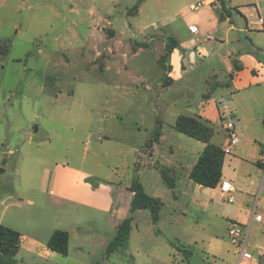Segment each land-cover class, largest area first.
Wrapping results in <instances>:
<instances>
[{"label": "rangeland", "instance_id": "obj_1", "mask_svg": "<svg viewBox=\"0 0 264 264\" xmlns=\"http://www.w3.org/2000/svg\"><path fill=\"white\" fill-rule=\"evenodd\" d=\"M138 1L0 0V40L5 39L0 42V168L4 169L0 173V224L41 246H46L54 231L70 235L68 258L58 254L39 258L19 248L10 261L237 264L239 252L227 232L228 227L236 225L247 232L248 249L257 263L264 264V226L254 223L249 227L256 204L258 212H264V169L255 196L235 193L232 204L217 190L190 181L183 170H170L167 160L178 156V162H191L203 151L204 144L174 129L175 115H190L182 111L181 104L166 109L163 103L155 105L158 99L153 94L158 96L160 92L156 81L160 75L159 53L144 50L134 56L133 41H128V37L133 40L128 23L134 27L148 20L162 26L164 20L177 16L188 0L142 3L135 21L128 18L127 11ZM237 2L244 0H234ZM135 15L130 13L131 17ZM229 17L244 23L234 9ZM162 27L164 32L154 34L168 33L167 27ZM113 29L119 33L114 39ZM142 40L137 37L138 42ZM110 50L115 54L111 56ZM147 83L150 88L145 90L143 85ZM157 129L163 133L164 142L149 147ZM144 142L141 153L147 159L139 156ZM169 146L187 153L171 157ZM245 148L251 150L248 145ZM4 154L8 156L2 166ZM55 163L81 165L109 181L120 178L131 184L138 180L147 195L162 203L158 225L153 228L149 210L144 211L146 219L145 215L140 218L139 233L133 232L129 244L104 261L108 244H101L109 238L107 235L116 234L109 233L104 216L93 212L87 215L46 193L44 177ZM138 164L144 166L140 179L135 174ZM158 167L169 171L175 182L173 191L160 173L155 177ZM252 170L241 163L236 171L240 177H249ZM75 212L78 216L71 218ZM88 217L99 219V247L82 258L76 247L92 227ZM178 246L190 250L192 257H183L175 250Z\"/></svg>", "mask_w": 264, "mask_h": 264}, {"label": "crops", "instance_id": "obj_2", "mask_svg": "<svg viewBox=\"0 0 264 264\" xmlns=\"http://www.w3.org/2000/svg\"><path fill=\"white\" fill-rule=\"evenodd\" d=\"M149 1L145 0L143 4ZM226 2L224 0V7L227 10L234 9L244 23L238 21V18L231 19L229 14L222 12V4L217 0H188L177 11V16L161 23L162 26L167 27L166 32L168 33L154 34L158 31L164 32L163 27L155 22L149 23L148 20L147 22L141 20L135 23L134 27L128 23V29L133 36V40L128 37V41L130 44L133 41L134 56H139L144 50L159 53L160 75L157 76L156 81L160 92L158 96L157 93L153 94V97L158 99V103L155 102L156 107L162 103L165 109L169 105L181 104L182 111L190 114L175 115V123L179 116L200 119L213 129L211 144L223 150L227 143L226 132L223 128V108L227 107L231 112L239 141L230 152H225L221 180L212 190L219 192L221 182H230L234 188L231 194L234 201L235 193L245 194L247 197L255 196L264 169V31L256 25L257 15L264 14V0H244V2L237 3H234V0H228L227 7ZM142 6H139L137 16H128V18L136 21L142 12ZM191 6L195 9L191 10ZM113 31L115 33L112 39L119 35L115 29ZM138 36L142 37L141 42L137 41ZM170 39L176 42V46L163 60L165 45ZM6 41L9 42V40ZM110 54L112 56L115 51L110 50ZM123 56L125 58L126 54ZM109 61H107L105 70L109 68ZM149 85V83L143 85L145 90L150 88ZM198 94H200V99L199 96H195ZM194 104L196 108L192 109ZM215 139L217 142H213ZM158 142L159 145L164 142L162 132ZM245 145H248L251 150L246 149ZM145 146L144 142L139 149V156L147 159L148 156L141 153L145 150ZM169 147L171 157L175 153H187L178 146ZM199 155L191 162H178V156H174L175 160L169 159L166 163L175 173L176 169L183 170L189 179V173ZM151 156L153 157V152ZM241 163L255 169L252 170V175L240 177L236 170L239 165L241 167ZM149 165L151 166L150 163ZM160 166L163 168L162 165ZM143 167L138 164L135 169L138 179L141 177ZM161 167L154 169L155 177L159 175ZM177 179L179 184V177ZM44 181L46 193L57 202L69 204L75 209L77 207L79 211L87 215L93 212L97 216L99 214L104 216L109 225V233L113 232L115 235L119 225L131 218V232L127 245L132 233H139L142 215H145L146 219L144 211L148 210L131 212L133 193L129 190L130 184L124 183L123 179L109 181L99 178L96 173L85 171L81 165L55 163L52 170L46 172ZM142 187L146 192L145 187L143 185ZM220 196L223 198L221 194ZM2 203L3 200H0V205ZM73 213L71 218L78 216V213L75 212L76 215ZM87 223L92 227L85 233L83 242L76 247L82 258L90 256L99 247V219L88 217ZM157 225L158 222L152 224V227ZM158 233L161 234V231L159 230ZM110 234L101 245L111 242L115 236H110ZM68 236L70 237L69 233ZM19 248H24L27 253L35 254L39 258L52 257L57 254L21 234ZM177 248L184 249L179 246ZM115 253L109 256L108 261ZM69 255L68 244V255L62 257L68 258ZM189 255L192 257L190 250ZM130 258L134 260L132 255ZM132 264H135V260Z\"/></svg>", "mask_w": 264, "mask_h": 264}, {"label": "trees", "instance_id": "obj_3", "mask_svg": "<svg viewBox=\"0 0 264 264\" xmlns=\"http://www.w3.org/2000/svg\"><path fill=\"white\" fill-rule=\"evenodd\" d=\"M145 0H139L137 4L127 11V15L130 13L136 14L139 6ZM222 4V12L229 14V11L224 7V0H218ZM176 46V42L168 40L165 45V55L162 57L164 60ZM163 80H165L163 78ZM166 82V81H165ZM174 129L188 137H191L204 144V149L200 153L199 158L189 173V179L195 184L205 188L215 189L221 180L222 167L224 163L225 153L223 150L211 144V137L213 135V129L207 125V123L201 121L198 118H191L187 116H179L176 120ZM160 137L159 129L153 136V140L148 144L149 147L152 143L158 142ZM262 167V166H261ZM263 168V167H262ZM161 177L168 189L173 190L175 187L174 179L169 175L168 170L161 169ZM129 190L133 193L131 201V212L139 210H149L151 214V221L156 224L159 220V212L162 207L160 199L148 196L142 185L134 180L129 186ZM131 232V218L124 220L118 227L115 237L108 244L106 253L103 260H108L109 256L118 251L120 248L123 249L127 246L129 235ZM20 234L0 224V264H13L10 260L14 258L19 250ZM68 244L69 236L65 231H54L48 240L46 247L61 256L68 255ZM177 251L183 254H188L189 251L185 249L177 248ZM10 261L7 263V261Z\"/></svg>", "mask_w": 264, "mask_h": 264}, {"label": "built area", "instance_id": "obj_4", "mask_svg": "<svg viewBox=\"0 0 264 264\" xmlns=\"http://www.w3.org/2000/svg\"><path fill=\"white\" fill-rule=\"evenodd\" d=\"M191 10H194L195 7L191 6ZM257 27L264 31V14H258L256 17ZM222 117L224 119L223 128L226 132L227 143L223 148V152H230L239 141L238 132L236 130L235 123L231 112L227 107L223 108ZM264 164V159H263ZM234 192V188L230 182L223 181L219 186V193L223 196L227 203L232 204L233 198L231 194ZM258 206L253 209V213L249 222V227L254 224H261L264 226V212H258ZM228 237L230 238L231 243L238 249V262L237 264H258L256 258L248 249V238L247 232L243 229H239L236 225H232L228 228Z\"/></svg>", "mask_w": 264, "mask_h": 264}, {"label": "water", "instance_id": "obj_5", "mask_svg": "<svg viewBox=\"0 0 264 264\" xmlns=\"http://www.w3.org/2000/svg\"><path fill=\"white\" fill-rule=\"evenodd\" d=\"M37 131V129H35V132ZM7 154L3 155V162H2V166H4L6 164V158H7ZM4 169L0 168V173H3Z\"/></svg>", "mask_w": 264, "mask_h": 264}]
</instances>
